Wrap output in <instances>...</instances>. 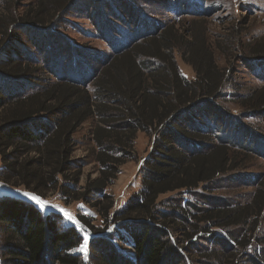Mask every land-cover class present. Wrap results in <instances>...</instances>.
<instances>
[{
  "label": "trees",
  "instance_id": "obj_1",
  "mask_svg": "<svg viewBox=\"0 0 264 264\" xmlns=\"http://www.w3.org/2000/svg\"><path fill=\"white\" fill-rule=\"evenodd\" d=\"M189 1L169 4L179 17H194L186 24L153 21L134 0H0V181L82 202L106 222L86 259L77 252L81 232L59 214L2 196L0 264H264V176L245 205L218 208L214 192L247 159H264V135L244 124L264 120V86L230 100L241 117L222 106L232 82L216 63L205 19L218 10ZM79 5L94 10L88 17L112 48L88 78L61 30ZM120 16L129 20L124 33L113 28ZM177 55L195 80L182 76ZM245 65L264 76V46H253ZM206 116L209 135L198 122ZM90 121L99 176L78 188L74 139ZM139 132L151 138L141 189L112 212L106 190L134 154ZM80 221L95 229L86 216Z\"/></svg>",
  "mask_w": 264,
  "mask_h": 264
},
{
  "label": "rangeland",
  "instance_id": "obj_2",
  "mask_svg": "<svg viewBox=\"0 0 264 264\" xmlns=\"http://www.w3.org/2000/svg\"><path fill=\"white\" fill-rule=\"evenodd\" d=\"M134 1L138 13H144L148 18L156 22L178 23L184 19L185 21L183 22L187 24L194 18L190 16L179 17L177 12L174 9L171 10L169 7L172 0ZM23 2L27 6V4H34L35 0H23ZM189 2L204 11L209 9V5H214L215 10H218L216 14L205 19L209 24L208 35L214 47L216 63L220 69L228 73L232 82V86L227 87L226 91L228 95L230 94L231 99L228 97L226 103L221 102V104L229 108L234 116L241 117L242 109L230 100H233L235 96H249L253 90L264 86V76L260 75L261 72H258L256 68L245 65L252 47L260 45L262 48L264 46V0H190ZM89 9L79 5L77 7L78 13L66 17L64 19L66 21H63L61 25V30L63 29L62 34L68 39L81 59L82 65L80 66L89 70L85 78L92 75L93 71L95 73L101 67L102 61L112 54L111 45L105 42L102 35L89 19L88 13L94 12L92 8L90 11H87ZM102 10L109 15L106 9L103 8ZM120 17V19L115 21L113 28L116 32L122 31L124 33L128 30L129 20L124 16ZM117 40L122 43L123 38L117 37ZM176 60L182 76L189 81L195 80L194 71L183 62L180 55L176 56ZM209 121H212V118L207 116L203 120L198 121L203 132L208 135L211 134V130L207 127V124L210 123ZM244 124H247L254 133H262L264 135V120L247 118ZM92 129L90 121L80 129L74 139L75 147L72 159L76 162L77 167H80L82 174L78 188L83 187L89 178L96 179L99 176V166L92 154L95 148V144L91 138ZM259 145L264 147V143ZM234 150L239 151L238 149ZM133 152L132 157L120 167L117 178L106 190V193L112 199L111 201L114 202L112 212L124 208L134 195L140 191L142 181L140 172L143 163L149 158L151 153V138L145 133L139 132L134 142ZM244 166L245 168L241 172L225 180L223 179L217 184L214 192L215 196L220 200L217 205L218 208L227 205L232 207L245 205L251 202L258 188L259 180L264 176V159L252 156V158L247 159ZM1 167L2 163L0 159ZM24 193H28L29 195L26 197ZM2 196H13L25 200L32 203L45 214H59L63 218L64 226L76 227L81 232L83 242L77 252L81 253L84 258L88 255L89 241L92 237H95V230L102 232L106 226L104 218L99 215L97 210L82 202L67 204L57 194L49 193L46 196H40L23 187L9 186L0 181V197ZM33 196L39 198V204L31 199ZM202 202L207 203L206 200H202ZM59 209L67 212L72 217V220L69 221L67 217L59 212ZM81 216H86L95 229L85 226L80 221ZM261 220L259 238L263 239L264 216ZM107 225L108 231L114 226L110 222ZM232 236L233 239L238 237L236 234ZM82 247L85 248V251H81ZM126 250L130 252L129 249ZM263 250L264 247L262 248ZM262 257L264 258V251L262 252ZM206 263L209 264V262H203V264Z\"/></svg>",
  "mask_w": 264,
  "mask_h": 264
},
{
  "label": "snow or ice",
  "instance_id": "obj_3",
  "mask_svg": "<svg viewBox=\"0 0 264 264\" xmlns=\"http://www.w3.org/2000/svg\"><path fill=\"white\" fill-rule=\"evenodd\" d=\"M24 195L27 197L29 194H28V193H24ZM31 199H32L33 201H36L37 204L40 203L38 197L33 196V197H31ZM59 212L62 213L65 217H67V219H68L69 221L72 220V217H71L67 212H65L63 209H59ZM81 251H85V248L82 247V248H81Z\"/></svg>",
  "mask_w": 264,
  "mask_h": 264
}]
</instances>
